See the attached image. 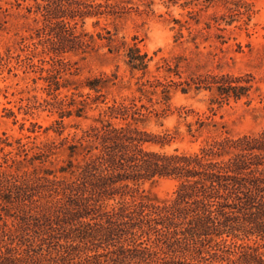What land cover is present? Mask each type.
Wrapping results in <instances>:
<instances>
[{"label": "trees", "instance_id": "16d2710c", "mask_svg": "<svg viewBox=\"0 0 264 264\" xmlns=\"http://www.w3.org/2000/svg\"><path fill=\"white\" fill-rule=\"evenodd\" d=\"M31 1L42 16L36 38L54 55L45 79L54 103L46 102L62 117L72 115L71 107L81 117L91 95L78 103L60 98L63 89L79 90L63 77L73 69L63 55L94 49L93 35L81 29L87 18L126 8L113 0ZM127 58L132 70L149 67L148 55L137 46ZM108 81L103 74L86 79L85 87L96 93L94 103L103 99ZM192 82L214 92L212 104L220 107L242 100L251 106L259 90L251 73L208 74ZM159 84L166 104L171 86ZM105 104L70 145V159L61 168L65 176L44 167L22 174L18 169L16 175L0 171V207L18 221L10 227L0 212V264H264V101L252 109L255 120H262L259 131L226 132L195 152L165 151L174 137L138 125L147 108L136 98ZM16 143L24 155L19 163L31 166L45 163L56 149L53 142L35 146L38 152L29 157L31 149L20 139ZM0 144L12 146L7 139ZM161 179L176 182L172 197L153 199L141 190Z\"/></svg>", "mask_w": 264, "mask_h": 264}, {"label": "rangeland", "instance_id": "374dc122", "mask_svg": "<svg viewBox=\"0 0 264 264\" xmlns=\"http://www.w3.org/2000/svg\"><path fill=\"white\" fill-rule=\"evenodd\" d=\"M111 3L126 10L87 18L81 27L93 35L94 49L85 54L63 55L73 66L72 74L63 77L79 90L63 89L60 98L67 95L77 103L87 99L88 94L91 98L81 117L76 115V107L69 108L71 116L62 117L59 109L46 102L54 103L45 80L53 69L54 55L48 54L36 38V30L42 26L41 14L31 0H0V141L7 139L12 144H0V171L16 175L18 169L22 174L44 167L58 177L65 176L61 168L70 159V145L95 123L105 103L112 104L114 100L136 98L139 107L144 105V122L138 125L153 134H172L174 139L164 148L168 152H195L214 136L226 132L239 136L260 130L262 120H255L252 109L262 108L260 101H264V0ZM134 46L148 55L146 71L132 70L127 64V53ZM29 62L35 66L30 67ZM226 73L253 74L259 90L252 95L251 106L246 105V100L221 107L212 104L215 93L198 89L192 82L200 76ZM102 74L109 81L102 91L103 99L94 103L96 93L85 87L86 79ZM159 83L171 86L166 104L162 99L164 87ZM180 109H184L182 114ZM200 122L205 126L201 127ZM19 139L31 149L29 157L38 152L35 146L53 142L56 149L43 158V164H20L24 155H18ZM175 189L176 182L169 179L141 186L146 195L158 200L172 197ZM0 212L10 227L18 224L2 207Z\"/></svg>", "mask_w": 264, "mask_h": 264}]
</instances>
